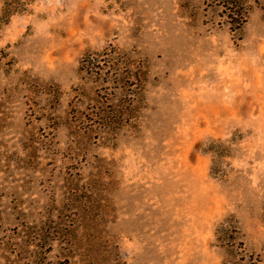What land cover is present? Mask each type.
I'll return each mask as SVG.
<instances>
[{"label": "rangeland", "instance_id": "rangeland-1", "mask_svg": "<svg viewBox=\"0 0 264 264\" xmlns=\"http://www.w3.org/2000/svg\"><path fill=\"white\" fill-rule=\"evenodd\" d=\"M0 264H264V0H0Z\"/></svg>", "mask_w": 264, "mask_h": 264}, {"label": "trees", "instance_id": "trees-1", "mask_svg": "<svg viewBox=\"0 0 264 264\" xmlns=\"http://www.w3.org/2000/svg\"><path fill=\"white\" fill-rule=\"evenodd\" d=\"M235 8H239L238 6L234 7V9H231L228 13V16L230 17V24L236 25L240 24L242 22V15H244L243 11L237 10Z\"/></svg>", "mask_w": 264, "mask_h": 264}]
</instances>
